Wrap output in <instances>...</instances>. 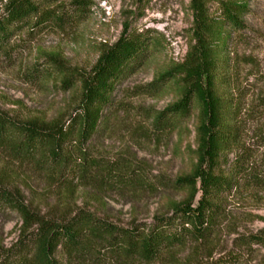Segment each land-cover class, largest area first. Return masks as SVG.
<instances>
[{
  "label": "trees",
  "instance_id": "16d2710c",
  "mask_svg": "<svg viewBox=\"0 0 264 264\" xmlns=\"http://www.w3.org/2000/svg\"><path fill=\"white\" fill-rule=\"evenodd\" d=\"M247 1L216 0L210 11L209 0H190L192 23L181 59L145 84L150 92L170 86L176 92L171 103L152 115L159 131L172 130L196 109L189 169L155 179L180 197L167 198L149 221L120 224L92 205L101 201L102 189L134 190L153 183L131 161L105 159L91 140L109 127L116 84L156 49L157 39L146 29L124 26L113 41L99 46L85 71L67 64L57 51L26 71L31 80L54 71L60 74V86L76 87L77 93L69 107L50 117L12 114L0 107V264H188L178 253L215 232L227 193L239 184H264V169L240 143L243 120L228 50L243 27ZM90 2L1 0L0 56H9L15 33L63 29L80 21ZM33 181H40L38 190ZM12 212L18 223L7 242L3 224ZM237 239L264 242V227Z\"/></svg>",
  "mask_w": 264,
  "mask_h": 264
},
{
  "label": "rangeland",
  "instance_id": "374dc122",
  "mask_svg": "<svg viewBox=\"0 0 264 264\" xmlns=\"http://www.w3.org/2000/svg\"><path fill=\"white\" fill-rule=\"evenodd\" d=\"M189 2L91 0L77 23L63 29L19 31L10 41L9 56H0V107L12 114L50 117L69 107L77 92L76 87L60 86V74L51 70L41 80L28 78L26 71L46 53L57 51L67 64L85 71L93 64L99 46L113 41L124 26L146 29L157 39L156 49L116 84V111L109 127L91 140L93 150L105 159L129 160L153 183L150 188L114 187L98 192L101 201L92 205L120 224L149 221L163 210L167 198L180 197V192L158 185L155 179L157 175L169 178L186 172L192 162L196 109L172 130L159 131L152 125V115L171 103L176 92L171 86L150 92L145 85L158 71L181 59L192 23ZM208 7L215 11L216 0H209ZM241 20L243 27L228 46L236 68L233 89L239 94L243 120L240 143L264 169V0H248ZM33 183L38 190L40 181ZM77 202L82 203L80 194ZM222 206L215 232L203 243H188L178 253L180 260L188 264H219L217 259L223 261L220 264H264V242L242 243L237 239L264 227V184L237 185L224 197ZM17 223L12 212L3 224L5 241L14 238Z\"/></svg>",
  "mask_w": 264,
  "mask_h": 264
}]
</instances>
